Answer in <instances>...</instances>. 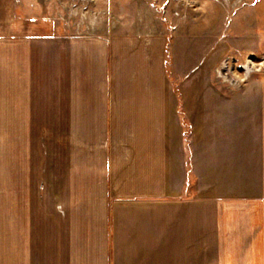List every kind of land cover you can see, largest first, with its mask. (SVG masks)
Segmentation results:
<instances>
[{
	"label": "rangeland",
	"instance_id": "374dc122",
	"mask_svg": "<svg viewBox=\"0 0 264 264\" xmlns=\"http://www.w3.org/2000/svg\"><path fill=\"white\" fill-rule=\"evenodd\" d=\"M142 94L160 124L178 111L187 157L264 192V0H0V264H114L134 133L87 116Z\"/></svg>",
	"mask_w": 264,
	"mask_h": 264
},
{
	"label": "crops",
	"instance_id": "0c3cea01",
	"mask_svg": "<svg viewBox=\"0 0 264 264\" xmlns=\"http://www.w3.org/2000/svg\"><path fill=\"white\" fill-rule=\"evenodd\" d=\"M110 96L102 100H116ZM135 97L117 99L122 102L110 105L106 114L98 110L87 116L92 122L104 119L105 133L116 132V123L134 133L116 163L117 186L128 190L118 194L113 206L114 264H264L262 188L250 185L239 192L233 157L225 169L220 153L208 157L200 150L187 157L183 138L174 139L181 133L179 120L174 121L178 111L164 109L165 123L160 124L157 105L140 103L156 102L157 96ZM160 131L172 135L159 140ZM105 157L106 174L113 160ZM108 213L104 206V230Z\"/></svg>",
	"mask_w": 264,
	"mask_h": 264
}]
</instances>
